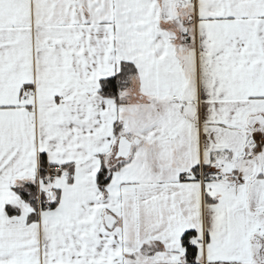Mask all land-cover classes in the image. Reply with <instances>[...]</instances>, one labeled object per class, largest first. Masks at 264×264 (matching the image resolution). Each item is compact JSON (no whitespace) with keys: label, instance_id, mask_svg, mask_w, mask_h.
Returning a JSON list of instances; mask_svg holds the SVG:
<instances>
[{"label":"snow or ice","instance_id":"1","mask_svg":"<svg viewBox=\"0 0 264 264\" xmlns=\"http://www.w3.org/2000/svg\"><path fill=\"white\" fill-rule=\"evenodd\" d=\"M0 264H264V0H0Z\"/></svg>","mask_w":264,"mask_h":264}]
</instances>
